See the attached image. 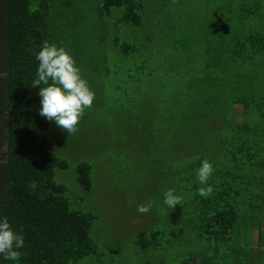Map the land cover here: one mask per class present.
Instances as JSON below:
<instances>
[{
  "label": "trees",
  "instance_id": "obj_1",
  "mask_svg": "<svg viewBox=\"0 0 264 264\" xmlns=\"http://www.w3.org/2000/svg\"><path fill=\"white\" fill-rule=\"evenodd\" d=\"M204 4L0 0V218L25 241L19 261L0 264H264L251 245L264 221V0ZM45 41L95 92L75 134L39 115ZM108 179L136 180L153 204L110 245L91 235L103 217L84 203ZM170 188L182 197L173 210Z\"/></svg>",
  "mask_w": 264,
  "mask_h": 264
},
{
  "label": "clouds",
  "instance_id": "obj_2",
  "mask_svg": "<svg viewBox=\"0 0 264 264\" xmlns=\"http://www.w3.org/2000/svg\"><path fill=\"white\" fill-rule=\"evenodd\" d=\"M36 59L39 61L37 78L31 87L39 88V115L49 122H55L68 135L75 134L85 111L93 105L95 92L65 47L45 41ZM213 173V165L209 160H203L197 170V179L206 187L198 189L200 196L207 198L212 194L213 187L208 180ZM163 203L173 210L177 205H182V197L170 188L165 192ZM152 207V202L139 204L137 211L147 214ZM24 242V236L13 228L9 218H0V254L6 260L19 261Z\"/></svg>",
  "mask_w": 264,
  "mask_h": 264
},
{
  "label": "rangeland",
  "instance_id": "obj_3",
  "mask_svg": "<svg viewBox=\"0 0 264 264\" xmlns=\"http://www.w3.org/2000/svg\"><path fill=\"white\" fill-rule=\"evenodd\" d=\"M204 2L205 0H184V3H191L195 6H198L199 11H204L206 9V5L204 4ZM141 93V91L137 92V94H140V96H145V94ZM115 110L116 107L111 108L108 116L111 117L114 114ZM90 145L92 151V149H94L92 140ZM66 147H69L70 150H60V154L66 156L70 161V164H73L75 160V158L71 156L73 155V148H71V146ZM119 156L120 153H118L117 151L116 157ZM88 159L93 160V158ZM97 159L102 161V156H97L96 160ZM101 165L104 166V164L102 163ZM99 169L102 172L103 168H101V166L99 167ZM66 172L67 170L65 171L63 169H57L55 172V178L63 179L69 183V180L63 178V175H65ZM157 174H159V171H157ZM107 181V185L99 190V192L95 193V195L94 193H86L84 203L85 209H96L95 211L98 214H101V216L103 217V220H100L95 224V229L92 230L91 235L93 237H96V232L98 229H100V231H98L100 239L98 240L101 241V239L104 238L105 243H108L110 245L123 238H120V236L118 235L121 228L125 227V225L127 224L131 227L132 220L137 217L136 215H141V213L137 211V206L141 204L144 199V188L141 184L137 185L136 180L132 181V185L135 186V188H131L130 185L121 186L122 183H113L109 179ZM263 230L264 221L260 224L259 228L254 230L252 233V247L255 246L256 248L258 245V247L264 250L263 238L261 236Z\"/></svg>",
  "mask_w": 264,
  "mask_h": 264
}]
</instances>
